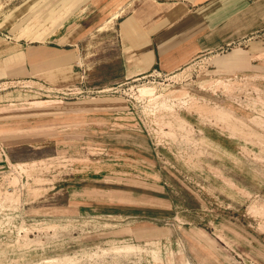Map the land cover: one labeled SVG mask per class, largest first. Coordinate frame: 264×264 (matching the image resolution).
I'll return each instance as SVG.
<instances>
[{
    "label": "rangeland",
    "instance_id": "374dc122",
    "mask_svg": "<svg viewBox=\"0 0 264 264\" xmlns=\"http://www.w3.org/2000/svg\"><path fill=\"white\" fill-rule=\"evenodd\" d=\"M35 1L0 0V25L20 32ZM40 5L37 10L45 2ZM107 45L88 47L86 61ZM79 66L85 69L82 61ZM88 74L84 85L92 90ZM180 81L151 72L123 87H101L128 105L126 114L112 116L107 133L132 141L90 142L83 152L58 154L55 163L46 162L57 157L54 151L23 148L0 164V264H264V92L239 78L201 86ZM48 89L0 81V94L65 97ZM108 147L125 150L115 155L121 151ZM60 179L73 192L84 185L164 198L165 218L154 227L166 238L118 235L132 218L52 220L44 200L58 192L49 188ZM37 218L51 222L31 225Z\"/></svg>",
    "mask_w": 264,
    "mask_h": 264
},
{
    "label": "crops",
    "instance_id": "0c3cea01",
    "mask_svg": "<svg viewBox=\"0 0 264 264\" xmlns=\"http://www.w3.org/2000/svg\"><path fill=\"white\" fill-rule=\"evenodd\" d=\"M34 4L20 32L0 25V81L74 87L81 82L76 63L82 61L96 85L92 89L122 85L151 72L181 80L179 85L248 77L264 89V0H36ZM100 41L107 47L94 50L87 62L84 53ZM118 98L103 94L47 100L29 92L0 94V164L23 148H44L58 157L83 152L90 142L103 140L107 146L118 138L134 140L107 133L112 116L126 114L128 105ZM115 149L121 151L115 155L125 150ZM115 149L109 151L114 154ZM67 183V179L50 183L49 189L58 192L44 200L50 201L48 217L132 218V225L118 235L136 241L166 238L154 227L165 218L164 198L84 185L73 192Z\"/></svg>",
    "mask_w": 264,
    "mask_h": 264
},
{
    "label": "built area",
    "instance_id": "2783aa9c",
    "mask_svg": "<svg viewBox=\"0 0 264 264\" xmlns=\"http://www.w3.org/2000/svg\"><path fill=\"white\" fill-rule=\"evenodd\" d=\"M80 72H81V82L79 83V85L77 86H74V87H69V88H65V89H58L56 91H53L52 89H48L50 93H53V92H56L57 95H61V96H65L66 98H73V99H84V98H87V97H94V96H98V95H103V94H108L110 92V90L112 89H87L85 87V83H86V70L83 69L82 67H78ZM239 79H246L248 80L249 82L253 81L252 79L250 78H245V77H237ZM235 79V78H234ZM231 80V79H229ZM257 80H255L253 82V84L258 87V91L259 93H263L264 92V89L259 87L257 84ZM128 83H124L122 85H119V87H123V86H126ZM118 92L117 91H114L113 93H111L112 95H116ZM119 96H122V97H127L128 95L126 93H124V91H122V93L119 94ZM56 158L58 157H54L53 159H48L46 162H52V163H55L56 161ZM49 164V163H48ZM52 186V184L50 185ZM96 218H112L111 216H104V217H93V216H76V217H71V218H59V219H66V220H69V221H72L74 219H89V220H93V219H96ZM52 220L53 219H57V218H51ZM51 219H40V218H37V219H34V220H31L33 221L31 223V225H34V226H37V225H44V224H49L51 222ZM75 220V221H77ZM67 225H69L68 223L65 224L64 226L66 227ZM52 225H48L46 226L45 228H52L51 227ZM57 226V225H56ZM63 227V228H65ZM51 231V229H50ZM128 240H130L128 238ZM146 244V243H144ZM128 263V262H127ZM131 263V262H130ZM101 264V263H100ZM129 264V263H128Z\"/></svg>",
    "mask_w": 264,
    "mask_h": 264
},
{
    "label": "bare ground",
    "instance_id": "6f19581e",
    "mask_svg": "<svg viewBox=\"0 0 264 264\" xmlns=\"http://www.w3.org/2000/svg\"><path fill=\"white\" fill-rule=\"evenodd\" d=\"M219 113V112H218ZM225 113H227V112H224V113H221V114H225ZM226 115V114H225ZM228 115V114H227ZM220 116H222L223 117V115H220ZM222 117H221V119H222ZM19 169H21V168H19ZM124 252H127L126 254H131V255H135V256H137V254H138V252H136L137 254H135V253H133V251H124ZM143 253V252H142ZM139 255V254H138ZM140 256V255H139ZM72 263V262H71ZM52 264H70L69 263V261H64V262H57V261H53L52 262Z\"/></svg>",
    "mask_w": 264,
    "mask_h": 264
}]
</instances>
